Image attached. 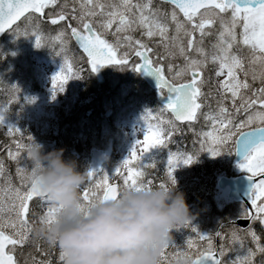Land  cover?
Listing matches in <instances>:
<instances>
[{"label":"snow or ice","instance_id":"6c2138e0","mask_svg":"<svg viewBox=\"0 0 264 264\" xmlns=\"http://www.w3.org/2000/svg\"><path fill=\"white\" fill-rule=\"evenodd\" d=\"M76 3L79 4L78 9ZM153 3L154 0H74L70 11H66L69 7L67 0L63 4H60V0H0V33L13 27L22 17H26V14L44 16L46 9L59 4L60 10L56 12L55 18L51 19V24L66 21L69 16L76 23H68L66 28L57 34L56 40L61 46L66 45L69 40H75L86 54L93 74L107 65L118 66L120 70L126 69L125 66L130 61L127 54L120 56L118 50L121 47L133 49L142 63H136L130 70L153 76L156 88L161 92L167 89V99L161 111L169 112L172 117L167 121L160 120L157 124L149 123L146 128L143 124V138L134 140L129 150V158L123 160L127 172L123 177V186L134 190L150 189L153 183L151 180H144L143 169L147 165L134 167L135 162L142 161V157L151 149L168 148L176 122L197 121L198 114L204 107L203 72L209 62L218 65L216 76H224L220 81V99L217 101V108L203 113V116L212 124L213 129L218 128L220 134L206 132L204 135L211 138L212 146L204 148L202 145L196 154L168 151L167 175L171 183L175 184L173 173L177 166L192 164L201 152H207L213 158L220 156L224 154L220 146L231 141L234 151L229 148L227 154L240 158L236 167L245 172L251 181L248 201L252 208L243 209L241 217L264 225V0H161L162 4L171 5L169 11H162L160 7L154 8ZM216 25H219L216 41L211 45L209 53L203 47L204 39L213 35L212 30ZM136 31H140L141 36L147 37L148 40L159 38L156 42L164 50L162 58L173 59L177 55L183 58L184 64L175 71L172 81H169L162 68L155 66L149 58L153 49L148 43L133 37L132 33ZM108 33L116 37L115 43H110L104 38ZM32 37L36 48L43 46L41 34L34 31ZM245 47L249 51L247 65L245 58L239 54V50ZM192 53H196L199 58L191 55ZM70 79H82V76L73 72L72 65L66 61L65 66H61L51 77L53 99L58 92L64 91V86ZM257 80L260 86L254 88L253 84ZM229 98L231 108L225 105ZM145 111L147 116H152L151 110ZM4 114V111H0V125L6 126L9 132L13 129L20 132L18 127L4 123ZM241 114L242 118L237 120ZM145 118L144 115L141 116L142 121ZM29 140L31 141L32 137H29ZM30 146L31 144L16 142L17 149L27 150L28 157H31ZM8 156L18 163L21 184L13 185L9 179L7 193L0 187V193H4L0 195V264H19L14 255L15 248L27 245L33 234L34 223H30L28 219L30 202L34 198H39L41 202L49 205L50 202L38 190V183L30 180L37 166L33 165L30 172L29 169L19 166L21 151L13 153L9 150ZM151 166L155 167V163L151 162ZM96 171L97 169H90L86 172L90 185ZM117 173L120 174L119 169ZM254 177L259 179L254 180ZM0 180H3V164H0ZM159 187L167 188V185L161 183ZM119 190V185L110 184L105 177L103 184L97 182L94 187L82 188L79 194L81 207L84 211H89L98 200L116 199ZM57 211L50 205L46 213L35 215L40 223L51 224L56 219ZM174 227L188 228L191 225L190 221L186 220ZM191 230L197 232L195 227ZM241 231L237 228L231 234L229 251L235 253V258L230 264H255L257 254L264 256V242L249 226L244 236L250 237L255 246L254 249L249 248L245 238L240 235ZM199 235L200 239H206L204 234ZM35 240L37 251H41L45 257L49 253L43 252L39 243L41 240L53 249L56 247L54 242L43 237H35ZM8 246L12 248L9 249ZM169 248L174 249L173 257L178 261L182 259L183 264H229L225 260L224 248L220 249L218 256L212 250L210 241L208 251L196 249L193 253L177 248L172 240L161 250L158 264H164ZM188 248H193L191 240L188 241ZM58 258L59 261H64L60 249ZM33 264H52V261H36L33 258ZM261 264H264V260Z\"/></svg>","mask_w":264,"mask_h":264},{"label":"rangeland","instance_id":"374dc122","mask_svg":"<svg viewBox=\"0 0 264 264\" xmlns=\"http://www.w3.org/2000/svg\"><path fill=\"white\" fill-rule=\"evenodd\" d=\"M65 3V0H60V4ZM68 9L69 11L73 6L74 0H67ZM59 5V4H58ZM57 5V6H58ZM57 6H54L55 10ZM77 9L79 8V4L76 3L75 5ZM162 9V8H161ZM162 11H164L162 9ZM169 11V10H166ZM71 18V16H70ZM67 19L66 21H61V27H66L68 23H72L75 25V21H71ZM99 19V17H97ZM219 28V25H216V28L213 29V35L207 36L204 39L203 47L209 53L211 52V45L215 42H212V39L216 37V30ZM17 31L11 33L6 39L5 43L2 44L3 49L7 46L14 45V52L8 53V56L13 61H19L20 55L24 54L26 57L27 63L23 66L28 72V76H25L24 73L27 75L24 69L19 67L16 70H10L8 72V78H10V88L16 92L20 86H23L25 83L30 90H33L36 83L44 87L46 91H49L51 85L49 84V78L53 73V66L48 63L47 55L50 56L48 59H53L54 61L60 63L62 66H65V62L67 61L69 64L72 61L69 55V45L68 42L66 45L61 46L59 42L56 40V36L59 33H54L52 26H48L46 28H32L27 26L26 24H22L21 26H17ZM30 30L32 32H30ZM38 32L43 36V46L40 48H36L34 46V38L32 37L33 32ZM172 32L170 31V35ZM133 37L136 39H143L148 46L153 49L152 56L162 62L165 65V68L169 75H174L175 71L179 70V67L184 64V60L180 56H176L173 59H164V50L162 47L158 45L156 42L159 38H154L153 40H148L147 37H142L140 31H136L132 33ZM197 35V43H199V33ZM105 39L110 41V43H115L116 37L111 33H108L104 36ZM111 38V40H110ZM1 43H3L1 41ZM54 45L57 46L54 48ZM186 46V40H185ZM32 50V51H31ZM22 51L24 53H22ZM120 56H124L127 54V58L130 63L125 66L126 69L121 70L122 72H126L128 74L129 79L125 78L122 79L120 75L113 74L108 71H100L99 75L101 78H104L107 81V94L104 96V103L108 104L109 106L113 104H118V110L115 114L111 116V122H108L105 126L104 130L101 132L100 136L96 135V142H98L103 149V151L107 154L105 159V164L103 165L102 169L95 174L94 180L91 182L88 181L87 187L92 186L94 187L95 183L99 182L103 184L105 177H107L108 182L111 179H114L116 183L123 188V177L127 175L126 169L123 165V160L129 158L130 156V148L135 139L143 138L142 129L140 128L139 124L136 122L135 118L132 117L134 113L142 116L144 115L146 118L144 122L148 125L157 124L160 120H169L170 118L168 115L163 111L162 108L156 106L154 102V98L149 97L145 94L144 88L142 86H138V82L133 78V71L130 70L133 64L132 62L134 59L135 52L131 48L121 47L119 50ZM40 54V55H39ZM36 55L40 57L36 59ZM191 55L196 56V53H192ZM132 63V64H131ZM138 63V62H137ZM215 64L211 62L208 63L207 67L203 72V80L205 83L202 85V90L204 96L202 97V101L204 107H202L200 114L198 116L197 121L192 125H189L184 132H180L179 130L174 128V133L169 141L168 148H156L155 152L152 155V161H157L158 159L164 157L168 154V151L176 152V153H185L189 154L191 151L193 154H196L200 151L201 146L203 145L204 148H208L212 146L211 138L206 137L204 134L206 132H213L214 135H219V130L213 129L212 124L209 121L204 119L203 113H209L212 110L217 108V101L220 99V81L223 80V76H216L215 72L216 69L211 68ZM171 66V67H170ZM27 77V78H26ZM72 81V79H71ZM77 82V79H75ZM69 81L66 83L68 84ZM66 84L64 86L63 92H58L60 98V103L56 105V111H66L68 108V103H66ZM77 90V89H76ZM45 93V92H44ZM76 97V96H75ZM52 96L49 95V101L51 100ZM48 103L44 99L43 96H34L31 100V104L28 107L24 105V113L19 114L21 115L23 121L28 120L36 123L37 125H42L41 130L42 132L34 135L30 127L28 131L25 132L21 126V123L16 122L15 127H18L21 131L16 132L13 129L12 132H9L8 128L4 125H0V127L4 130L8 140L5 143V152L3 155V159L7 161V159L11 160L12 162L9 165H12L11 171H6L3 169V180H0V187L4 188V193H7V184L9 179L13 185L19 186L21 184V177L18 176V163L9 158L8 151L11 150L13 153L17 151L22 152V156L20 157V165L27 169H30L33 166V162L30 157L27 155V150H19L16 147V142L19 141L21 144H32L37 143L43 146V151L48 152L53 149H58L55 145H47L46 141L53 142L54 135H47L46 138L43 135L46 132V124L52 121V112L53 108L49 106V108H43V106H47ZM226 106H230V102L228 100L225 101ZM145 109L151 110L152 116H147ZM16 113V112H15ZM27 113H29L27 115ZM16 114H4V123L6 125H13L14 121H16ZM152 117H155L153 119ZM98 117L94 118L95 120ZM99 119L97 120V124H99ZM93 125H88L87 127H91ZM167 127V126H166ZM235 131V129H233ZM189 134L190 136H188ZM187 135L186 139L184 136ZM29 137H32V140H29ZM190 145L191 148L187 149V145L185 142ZM224 154L217 156L215 158L211 157L207 152H201L197 158H201L200 163H212L217 162L218 168L217 170H221L220 174L216 175V179L220 176H226L227 174L234 176L236 174H241L245 172L240 171L234 162L233 155L227 154L229 148L233 149V143L231 141L228 142L227 145L220 146ZM139 151V148L137 149ZM80 152V151H79ZM146 153L144 157H142V161H136L133 165L134 167H140L141 164L149 165L151 162L147 161ZM165 167L168 170L167 166V158L163 161ZM89 163V161H88ZM87 163V166H88ZM150 166V165H149ZM193 169V163L190 165H179L175 169L173 176L175 179V184H180L181 182L189 184L192 186L195 182V177L197 176L198 179L200 178L201 185L203 186L205 171H204V164L200 165L199 167H194L195 170L189 173L190 169ZM213 166L211 164V167ZM117 169L120 170V174L117 173ZM145 178V177H144ZM170 187L174 185L171 183L170 179H166L163 182ZM161 184V183H160ZM159 184V185H160ZM194 186V185H193ZM195 196L198 195L197 190H195ZM4 193H0V195H4ZM6 199V195L4 196ZM188 198V196H187ZM189 199V198H188ZM189 207V215L190 225L191 227L188 228H173L170 230L172 236V243L177 248H183L186 252H196V249L200 251H208L209 250V241L211 242L212 250L215 249V242L214 236L211 235L218 227L219 224L223 222L225 218H232L237 215H241L242 208L235 206L234 204L230 203L226 199H224L221 195H218L214 198V201L209 205L206 204L204 201H192V203L187 204ZM44 205L43 207L46 209ZM48 208L50 205H47ZM47 210V209H46ZM231 222V221H229ZM254 224H258L264 228V225H261L258 221H255ZM195 227L197 232H193L191 229ZM7 231H11L7 229ZM199 234H204L206 239H200ZM191 240L193 243V248H188V241ZM46 248H49V245L45 243ZM248 247V246H247ZM231 248V247H230ZM229 248V249H230ZM173 248H169L167 252V259L164 261V264H183V260H177L173 257ZM29 254L39 253L37 249H34L32 252H28ZM226 257L225 260L229 262L235 258V253L230 251H225ZM16 255V251L14 252ZM18 256L21 258V264L26 261V255L19 250ZM23 261V262H22ZM58 263L63 264V262L58 260Z\"/></svg>","mask_w":264,"mask_h":264},{"label":"clouds","instance_id":"9594fccd","mask_svg":"<svg viewBox=\"0 0 264 264\" xmlns=\"http://www.w3.org/2000/svg\"><path fill=\"white\" fill-rule=\"evenodd\" d=\"M35 168L30 180L56 208L51 223L32 226L35 237L54 242L62 251L63 264H158L170 230L189 220L183 192L172 187L134 190L121 188L116 199L98 200L89 211L81 207L79 189L85 172L64 149L43 151L32 143Z\"/></svg>","mask_w":264,"mask_h":264},{"label":"trees","instance_id":"16d2710c","mask_svg":"<svg viewBox=\"0 0 264 264\" xmlns=\"http://www.w3.org/2000/svg\"><path fill=\"white\" fill-rule=\"evenodd\" d=\"M79 74V72H76ZM86 76V75H85ZM82 76L83 81H85V84L83 86L84 89L81 91L79 90L80 80L77 79L76 82V97L73 99H65L66 103H68V108H66V111H56V105L60 103V100L62 98H58L56 101H53V104L55 106V113L53 116V120L50 123L49 126V133L53 134L52 129L53 126L51 124H56L58 126L59 130L65 129L66 131H74L80 130L83 131L84 128L77 127V124H83V125H97V120L100 118V114H102V103L104 101L105 96V88L103 84H98L97 80L91 75ZM100 111L99 117L95 120L91 114H97V112ZM65 112V113H64ZM98 116V115H97ZM103 115H101L102 117ZM66 124V125H65ZM0 131V143L3 139V134ZM55 137V135H54ZM70 137V136H68ZM213 166V165H212ZM211 164L204 163V171H205V177H204V183L203 187H201V184L198 188V177L196 176L194 182V186H189L188 192H189V199H191L196 192L197 189L198 196L201 199L200 201H204L206 204H210L214 201L215 196L218 194V192L215 189V182H216V175H217V167L213 166L212 168ZM195 168H191L189 173L191 175V172L194 171ZM207 186V187H206ZM202 188V189H201ZM204 189V190H203ZM200 190V191H198ZM203 190V192H202ZM200 192V193H199ZM198 198V199H199ZM223 220H228V218H225ZM230 226L224 227L219 231V242H220V248H226L229 247V234H230ZM255 231L257 232V235L261 237V240L263 239L264 233L261 231L260 228L256 227ZM35 238V237H34ZM248 242V240H246ZM226 247V248H225ZM258 255V254H257ZM264 260V256L260 255L256 261L255 264H261V261Z\"/></svg>","mask_w":264,"mask_h":264},{"label":"water","instance_id":"95a60500","mask_svg":"<svg viewBox=\"0 0 264 264\" xmlns=\"http://www.w3.org/2000/svg\"><path fill=\"white\" fill-rule=\"evenodd\" d=\"M18 22V21H17ZM16 22V23H17ZM15 23V24H16ZM9 30V29H8ZM7 31V30H6ZM5 33V32H4ZM4 33H0V37L4 34ZM76 43V42H75ZM77 44V43H76ZM78 48L83 52V50L79 47V45L77 44ZM84 53V52H83ZM84 55L86 56V54L84 53ZM87 57V56H86ZM142 63V60H141ZM142 77L150 84L152 85V87L156 88V82H155V78L153 76L150 75H146L144 74L142 71L140 72ZM167 91V89H165ZM166 99H161V101L163 103L166 102ZM191 123V122H190ZM92 156H93V163L90 165V169H97L98 166L96 165L95 160L100 158V152H92ZM239 157L236 156V161H239ZM254 180H258V177H254ZM250 184L251 181L247 178V176H240L238 178L235 179H229V178H221L218 180L217 182V187L218 189L221 191L222 195L227 198V199H233L236 202H240L243 203L244 206L247 209H251V203L250 201H248V191L250 188ZM235 225L241 227V228H247L249 225V220H237L235 222ZM217 253V252H216ZM218 255V254H217Z\"/></svg>","mask_w":264,"mask_h":264},{"label":"bare ground","instance_id":"6f19581e","mask_svg":"<svg viewBox=\"0 0 264 264\" xmlns=\"http://www.w3.org/2000/svg\"><path fill=\"white\" fill-rule=\"evenodd\" d=\"M91 114H92V116H93V118H96V117H99V114H100V111L99 112H97V114H94V113H92L91 112ZM98 115V116H97ZM101 115L102 114H100V118H99V121L100 122H102V117H101ZM66 125V124H65ZM77 127H80V128H85L86 127V125H83V124H77ZM73 140H75V133H73V136H72V138H71V141H73ZM70 145H71V142L70 143H66L65 144V146H64V148H68V147H70ZM0 149H6V147H5V145H4V143H3V141L0 143ZM5 169H6V171H11L12 170V165H6L5 166ZM79 170V169H78ZM201 184V181L199 180L198 181V188H199V185ZM172 186H174V185H171L170 187H172ZM175 187H176V190L177 191H180V192H183L184 193V196H185V202H186V204H190V203H192V201H199V200H201L200 198H199V196L198 195H194L191 199H188L189 198V192H188V189H189V187H188V185L187 184H185V183H183V182H181L180 184H175ZM201 187H203L202 185H201ZM207 187V186H206ZM197 188V189H198ZM196 189V190H197ZM202 189V188H201ZM204 190V189H203ZM203 190H202V192H203ZM198 191H200V190H198ZM200 193V192H199ZM187 196H188V198H187ZM199 198V199H198ZM35 237V236H34ZM226 248V247H225ZM53 253H56L55 252V250H53Z\"/></svg>","mask_w":264,"mask_h":264},{"label":"flooded vegetation","instance_id":"af4514ba","mask_svg":"<svg viewBox=\"0 0 264 264\" xmlns=\"http://www.w3.org/2000/svg\"><path fill=\"white\" fill-rule=\"evenodd\" d=\"M215 41H216V37L213 38V42H215ZM234 51H236V50H234ZM239 54H240L242 57L245 58V63H246V65H247V58H248V56H249V51H248V49H247L246 47H245V48H242V50H239ZM249 81L251 82V78H250V77H249ZM259 86H260V82H259V80L255 81L254 84H253V87H254V88H258ZM242 116H243V114H241V116H240V117H237L236 119L238 120V119L242 118Z\"/></svg>","mask_w":264,"mask_h":264}]
</instances>
